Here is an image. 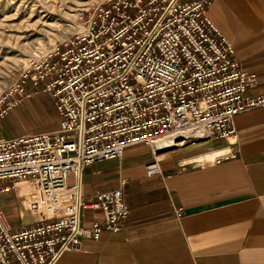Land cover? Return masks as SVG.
I'll return each instance as SVG.
<instances>
[{
  "label": "built area",
  "instance_id": "1",
  "mask_svg": "<svg viewBox=\"0 0 264 264\" xmlns=\"http://www.w3.org/2000/svg\"><path fill=\"white\" fill-rule=\"evenodd\" d=\"M212 1L96 3L80 15L83 32L31 63L0 95V120L39 93L53 98L59 118L53 132L0 134V196L28 182L31 192L19 216L42 217L14 228L0 205V264H56L64 253L79 252L84 239L122 230L129 214L126 182L85 199V167L147 146L153 160L145 175L158 176L167 150L154 148L159 139L227 141L237 115L264 107V88L247 95L256 80L240 68L232 44L206 15ZM87 211L100 212L102 221L84 227ZM174 214L179 218L180 209Z\"/></svg>",
  "mask_w": 264,
  "mask_h": 264
},
{
  "label": "crops",
  "instance_id": "2",
  "mask_svg": "<svg viewBox=\"0 0 264 264\" xmlns=\"http://www.w3.org/2000/svg\"><path fill=\"white\" fill-rule=\"evenodd\" d=\"M206 15L232 44L240 68L256 80L247 95L261 93L264 0H213ZM233 123L235 134L227 141L165 150L158 176L145 175V164L153 160L147 146L85 167L83 197L113 191L124 180L129 214L120 232L102 230L97 240L84 239L79 252L64 253L56 264H264V107L237 115ZM219 150L233 157L206 165L193 161ZM29 186L17 185L28 193L17 194L21 202ZM175 209L181 211L179 218ZM32 217L22 215V225H30ZM102 218L100 212L87 211L82 225Z\"/></svg>",
  "mask_w": 264,
  "mask_h": 264
},
{
  "label": "rangeland",
  "instance_id": "3",
  "mask_svg": "<svg viewBox=\"0 0 264 264\" xmlns=\"http://www.w3.org/2000/svg\"><path fill=\"white\" fill-rule=\"evenodd\" d=\"M102 1L105 0H0V95L12 87L31 63L42 61L56 45L83 32L80 15ZM28 90L34 89L29 86ZM53 102L47 93L24 100L0 120V134L13 138L56 131L59 118ZM187 145L190 144L182 146ZM17 190L0 196V205L12 224H18L11 220L14 217L20 221L16 225L19 228L22 225L19 216L22 198L17 199V194L28 193L24 194L18 187ZM41 219L33 216L27 221L32 224Z\"/></svg>",
  "mask_w": 264,
  "mask_h": 264
},
{
  "label": "bare ground",
  "instance_id": "4",
  "mask_svg": "<svg viewBox=\"0 0 264 264\" xmlns=\"http://www.w3.org/2000/svg\"><path fill=\"white\" fill-rule=\"evenodd\" d=\"M189 138L191 135H188ZM182 139H187V136H185V138H179V142L178 144H176V142H174L176 139L173 138H161L159 139L156 143L154 148L158 151H161L163 149H168L173 147L174 145H176L175 147H179L184 145L185 140ZM183 141V142H182ZM224 150V149H223ZM223 150H219V151H214V152H208V153H204L202 155H199L198 157H196L193 161L198 162V163H202V164H208V163H214L217 157H220L222 155H225L227 151H223ZM25 181L19 182L16 184V188L18 184L24 183ZM27 184H29L28 182H25ZM30 185V184H29ZM31 191V186H29V192ZM29 196V195H28ZM27 198V197H26ZM26 198L21 202V203H25L26 202ZM25 216V215H24Z\"/></svg>",
  "mask_w": 264,
  "mask_h": 264
}]
</instances>
